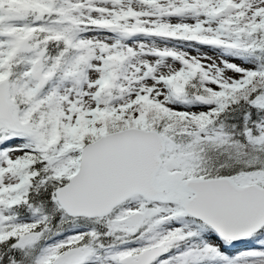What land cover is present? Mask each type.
<instances>
[{
  "label": "snow or ice",
  "instance_id": "6c2138e0",
  "mask_svg": "<svg viewBox=\"0 0 264 264\" xmlns=\"http://www.w3.org/2000/svg\"><path fill=\"white\" fill-rule=\"evenodd\" d=\"M0 264H264V0H0Z\"/></svg>",
  "mask_w": 264,
  "mask_h": 264
}]
</instances>
